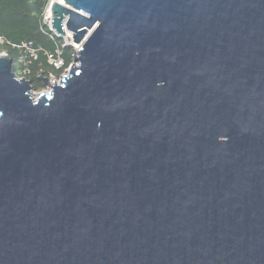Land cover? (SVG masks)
<instances>
[{
  "label": "water",
  "instance_id": "obj_1",
  "mask_svg": "<svg viewBox=\"0 0 264 264\" xmlns=\"http://www.w3.org/2000/svg\"><path fill=\"white\" fill-rule=\"evenodd\" d=\"M49 15V92L0 53V264H264V0Z\"/></svg>",
  "mask_w": 264,
  "mask_h": 264
},
{
  "label": "trees",
  "instance_id": "obj_2",
  "mask_svg": "<svg viewBox=\"0 0 264 264\" xmlns=\"http://www.w3.org/2000/svg\"><path fill=\"white\" fill-rule=\"evenodd\" d=\"M48 2L0 0V53L11 58L17 77L35 83L33 88L42 87L40 77L60 76L74 56L73 47L57 37L45 22ZM49 55L62 60V67L49 64Z\"/></svg>",
  "mask_w": 264,
  "mask_h": 264
},
{
  "label": "built area",
  "instance_id": "obj_3",
  "mask_svg": "<svg viewBox=\"0 0 264 264\" xmlns=\"http://www.w3.org/2000/svg\"><path fill=\"white\" fill-rule=\"evenodd\" d=\"M53 1H59V0H49L47 8H46V14H45V22L48 25L49 29H50V15H49V9H50V5ZM48 21V22H47ZM66 43H68L69 39L66 38L64 39ZM59 55V52H58ZM48 62L49 64H52L55 68H61L62 67V60L58 59V57L54 58L53 56L49 55L48 56ZM23 75V74H22ZM20 78V77H19ZM25 79V78H24Z\"/></svg>",
  "mask_w": 264,
  "mask_h": 264
},
{
  "label": "rangeland",
  "instance_id": "obj_4",
  "mask_svg": "<svg viewBox=\"0 0 264 264\" xmlns=\"http://www.w3.org/2000/svg\"><path fill=\"white\" fill-rule=\"evenodd\" d=\"M47 22H48V21H47ZM63 39H66V38L64 37ZM68 42H69V41H68ZM69 67H70V65H69L68 68L65 69V71H64L60 76H58V77H54L53 75H50V76L44 77L45 79H49V80H50V83L47 81V82H48L47 85L42 86V87L40 86V87H37V88H33V87H32V88H33V89H32V94H33L34 98H36V96H37L39 93H41V92H49L50 89H51V85L54 84V83H56V82H58L59 79H60V77L63 76V75H65L66 72L69 70Z\"/></svg>",
  "mask_w": 264,
  "mask_h": 264
},
{
  "label": "flooded vegetation",
  "instance_id": "obj_5",
  "mask_svg": "<svg viewBox=\"0 0 264 264\" xmlns=\"http://www.w3.org/2000/svg\"><path fill=\"white\" fill-rule=\"evenodd\" d=\"M29 81V80H28ZM30 82V81H29ZM31 83V82H30ZM33 85H35V83H32L31 86L33 87Z\"/></svg>",
  "mask_w": 264,
  "mask_h": 264
}]
</instances>
